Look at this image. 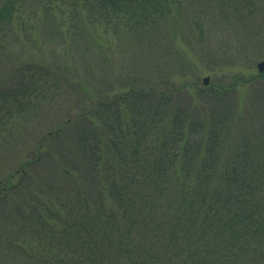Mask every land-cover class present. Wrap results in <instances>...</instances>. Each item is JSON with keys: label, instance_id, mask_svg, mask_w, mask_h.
Segmentation results:
<instances>
[{"label": "trees", "instance_id": "1", "mask_svg": "<svg viewBox=\"0 0 264 264\" xmlns=\"http://www.w3.org/2000/svg\"><path fill=\"white\" fill-rule=\"evenodd\" d=\"M195 2L0 0V49L40 23L62 39L91 30L99 48L106 35L175 32L184 27L183 11L199 8ZM200 6L241 33L238 55L251 42L264 45V0ZM194 18L187 27L206 48L210 18ZM193 64L170 59L169 72L154 81L141 78L96 95L72 118L38 133L34 156L0 179L1 196L19 187L21 178L12 177H22L40 158L43 138L70 126L78 127L75 139L90 179L77 188H22L21 202L6 217L12 229H0L8 264H264V107L253 103L264 96L252 94L247 107L235 90L262 82L264 70L237 72L227 82L183 77L175 83L171 66L188 71ZM64 78L41 61L21 62L0 77V141L17 120L56 102ZM60 163L71 175L69 164Z\"/></svg>", "mask_w": 264, "mask_h": 264}, {"label": "rangeland", "instance_id": "2", "mask_svg": "<svg viewBox=\"0 0 264 264\" xmlns=\"http://www.w3.org/2000/svg\"><path fill=\"white\" fill-rule=\"evenodd\" d=\"M202 3L204 0H196L194 4L199 6L197 10L192 7L183 11L184 27L178 26L175 32L163 29L144 36L128 33L106 35L100 48L95 44L91 30L84 31L83 38L74 35L72 39H62L45 23L37 25L27 37L19 35L9 39L4 49H0V77L21 62L41 61L55 67L65 78L56 102L42 105L30 119L17 120L11 136L0 141V179L25 159L34 156L38 133L44 129H54L67 116L72 118L96 95H110L130 81L138 82L141 78L154 81L160 72H169L170 59L194 63L188 71L186 67L171 66L174 70L172 78L177 84L183 77L197 79V84H203L204 76H208L207 83L227 82L237 72H258L256 63L264 57L255 56H258V52H264V45L251 42L245 46L244 53L238 55L234 50L237 42L244 43L241 33L234 30L233 25L221 26L216 22L214 11L202 12ZM193 17L198 18L199 23L206 17L210 18L206 48L187 27V21ZM255 17L258 19L259 15ZM235 90L237 101L248 107L251 100H247L252 94L264 96V79L255 85L239 84ZM180 100L187 103L189 99L184 96ZM253 103L257 107H264L263 100ZM77 130V126H70L58 134L44 137L40 158L27 167L22 177L19 173L12 177L14 182L21 178V183L15 190H7L6 195L0 194L1 230L12 229L6 217L21 202L22 188L33 189L38 185H71L77 188L88 185L90 173L75 139ZM235 137H230L229 141ZM60 162L69 164L66 166L72 170L71 175L64 173ZM0 264H8L4 253H0Z\"/></svg>", "mask_w": 264, "mask_h": 264}, {"label": "water", "instance_id": "3", "mask_svg": "<svg viewBox=\"0 0 264 264\" xmlns=\"http://www.w3.org/2000/svg\"><path fill=\"white\" fill-rule=\"evenodd\" d=\"M256 67H257L258 71H263L264 70V59L257 61ZM207 80H208V76H204L202 79L204 84L207 83Z\"/></svg>", "mask_w": 264, "mask_h": 264}]
</instances>
